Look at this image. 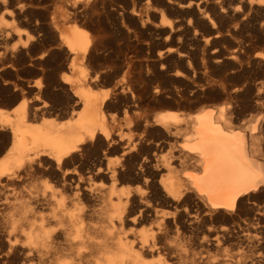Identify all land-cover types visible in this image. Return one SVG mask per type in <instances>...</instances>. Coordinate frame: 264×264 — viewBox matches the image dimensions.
<instances>
[{
	"label": "bare ground",
	"instance_id": "obj_1",
	"mask_svg": "<svg viewBox=\"0 0 264 264\" xmlns=\"http://www.w3.org/2000/svg\"><path fill=\"white\" fill-rule=\"evenodd\" d=\"M158 4L130 17L161 48L103 65L109 0H0V72L38 76L0 89V264H264V0ZM192 62L220 103L165 108Z\"/></svg>",
	"mask_w": 264,
	"mask_h": 264
},
{
	"label": "rangeland",
	"instance_id": "obj_2",
	"mask_svg": "<svg viewBox=\"0 0 264 264\" xmlns=\"http://www.w3.org/2000/svg\"><path fill=\"white\" fill-rule=\"evenodd\" d=\"M110 2H111V6H110V8L108 9H103L101 12H100V14H99V17H98V19H97V21H93V22H88L87 24H86V28H87V25H88V28H91V29H87V30H89V31H93V33L94 32H96V34H97V36H98V38L99 37H101V38H99V40L101 41L100 43H101V45L103 44V46H104V48L106 49H102L100 52L99 51H96V52H93V54H92V57L93 58H95V60H98V62H100V63H103V65H107V64H109L111 61L113 62V61H116V60H118V58H120V55H118L117 53H115V52H112V49L114 48V47H116L115 45H118V44H126V43H129V41H130V44H132V43H138L139 41H141L143 38H144V40H142L141 42L142 43H144L145 41H149V39H152L154 42H155V44L157 45V47H159L160 46V48H161V39L159 40V38H157V36H155L154 34H153V32L152 31H154V29H153V27L151 26L152 25V20H150V21H148V23L147 22H145L144 23V25L141 23L142 22V20L143 19H145V18H142V20H137L136 21V23H134L135 21L134 20H132L131 19V17H130V11L131 10H134V11H138V12H141L140 14L142 15V17H145V14H146V11L148 10V9H150V7H152L153 6V4L155 5V6H158L159 4L158 3H160V0H150V2L149 1H145V0H109ZM143 1V2H142ZM155 1V2H154ZM125 2V3H124ZM148 2V3H147ZM154 2V3H153ZM157 2V3H156ZM152 3V4H151ZM123 5H125L126 7H124ZM130 5V6H129ZM139 5V6H138ZM142 5V6H141ZM150 5V6H149ZM123 6V7H122ZM137 6H138V8H137ZM142 7V8H141ZM115 8V9H114ZM118 8V9H117ZM113 11H112V10ZM117 9V11H115ZM127 9V10H126ZM137 9V10H136ZM139 9H140V11H139ZM110 10V11H109ZM123 10V11H122ZM142 10V11H141ZM107 11V12H106ZM126 11V12H125ZM128 11V12H127ZM170 11V12H169ZM107 13V15L105 14V13ZM112 12V13H111ZM115 13H116V15L117 16H115ZM119 13H120V15H119ZM169 13V14H168ZM175 13V14H174ZM103 14H105V15H103ZM111 14V15H110ZM165 14H166V16H165ZM168 14V15H167ZM177 13L173 10V9H167V10H165L164 11V13H163V15H164V18L165 19H167V20H169V19H171L172 20V18H174L175 17V15H176ZM102 16V17H101ZM115 16V17H114ZM121 16H123V17H121ZM125 16V17H124ZM169 16V17H168ZM120 17V18H119ZM170 17H172V18H170ZM118 19V20H117ZM119 19H121L120 21H119ZM125 19V20H124ZM157 19L159 20L160 19V16L158 15L157 16ZM156 19V20H157ZM100 20L102 21V22H100ZM112 20H113V22H112ZM157 20V21H158ZM118 21V23L116 24V22ZM127 21V22H126ZM96 24H95V23ZM98 22V23H97ZM124 22V23H123ZM92 24H93V26H92ZM100 24V25H99ZM125 24V25H124ZM130 24H131V26H130ZM137 24L139 25V26H137ZM148 24V25H147ZM89 25H91V26H89ZM118 25H120V26H118ZM146 25V26H145ZM97 26H99V27H97ZM128 26V27H127ZM130 26V27H129ZM136 26H137V28H136ZM151 26V27H150ZM117 27V28H116ZM121 27V28H120ZM133 27V29L131 30V28ZM139 27V28H138ZM142 27V28H141ZM97 30H96V29ZM115 28V29H114ZM129 28V29H128ZM151 28V29H150ZM93 29V30H92ZM99 29V30H98ZM103 30V32H102V30ZM118 29V30H117ZM138 29V30H137ZM149 29V30H148ZM200 30L202 29V28H199ZM95 30V31H94ZM115 30L117 31V33L115 32ZM125 30H130V31H135L136 32V34H137V37H135V35H132V36H130L129 38H126V37H124V33H125ZM141 30V31H140ZM151 30V31H150ZM99 31V32H98ZM140 31V32H139ZM145 31V32H144ZM148 31V32H147ZM120 32V33H119ZM124 32V33H123ZM138 32H139V34H138ZM98 33H100V34H98ZM104 33V34H103ZM141 33V34H140ZM201 33H203V34H205L206 32L205 31H203V30H201ZM153 34V35H152ZM102 35V36H101ZM140 35V36H139ZM146 35V36H145ZM118 36V37H117ZM143 36V37H142ZM151 36V37H150ZM153 36V37H152ZM120 37H122V38H120ZM147 37V38H146ZM102 38H104V39H102ZM139 39L138 40V42H137V40L136 39ZM128 39H130V40H128ZM225 39V40H224ZM121 40V41H120ZM123 40V41H122ZM125 40V41H124ZM126 40H127V42H126ZM132 40H136V42H134V41H132ZM157 40H159V41H157ZM219 40H221V45L222 46H229L230 45V42H229V40L228 39H226V38H219ZM103 41L105 42V43H103ZM108 41V42H107ZM227 41V42H226ZM187 43H189L190 41H186ZM107 43V44H106ZM140 43V42H139ZM225 43V44H224ZM105 44V45H104ZM109 44H110V46H109ZM160 44V45H159ZM107 46H109L108 48H107ZM112 47V48H111ZM103 51V52H102ZM109 51V52H108ZM102 52V53H101ZM107 52V53H106ZM95 53V54H94ZM110 53H112V54H110ZM102 54V55H101ZM109 55V56H108ZM117 55V56H116ZM52 56V57H51ZM49 55V56H47V58H49L51 61L52 60H54V59H56L57 60V57H55V55ZM95 56V57H94ZM102 56V57H101ZM34 57H35V55H34ZM55 57V58H54ZM102 59H101V58ZM112 58V59H111ZM116 59V60H115ZM107 61V62H104V61ZM109 62V63H108ZM181 68H183L181 65H180V67H179V65H176V66H174L173 67V69H171L170 71L171 72H166V73H163V75L162 74H160L161 75V77H163V78H160V75H157L155 78H154V80L156 81V82H159V79H160V82H159V84L161 85V86H164V87H168V89L170 88V89H173V91L176 93V94H178V96H176V98H177V100L175 99L174 101H172L171 99L169 100L168 98H164V99H162V101H163V104L164 105H168L167 107L166 106H164L165 108H168V107H171V108H169V109H172V110H176V111H179V112H181V113H184V114H186V113H188V112H192V111H196V109H199V108H201L202 106H217L220 102L219 101H217L216 99H215V97H216V93H217V90H214L213 88L211 89V84L213 83V78H216V76H214L215 75V72L211 69V68H209V67H207V69H206V67H204V66H196L193 62L191 63V68H190V70L188 71V74H187V72L186 71H184V69L183 70H181ZM196 69V70H195ZM199 71H198V70ZM201 69H202V71H201ZM176 70H178V71H180L181 72V74H179L178 76H175L174 74H173V72H175ZM210 70V71H209ZM173 71V72H172ZM194 71V72H193ZM204 71V72H203ZM209 71V72H208ZM65 72V71H64ZM67 72V71H66ZM184 72V73H183ZM190 72V73H189ZM200 72V73H199ZM211 72V73H210ZM5 73V74H4ZM199 73V74H198ZM202 73V74H201ZM209 74V76H208V74ZM15 74V75H14ZM37 73H36V69H34L33 67H28V68H20V71L18 70V72L17 73H12V72H9V71H6V72H3V73H1L0 72V89H2V88H4L5 86H8L9 84V87L11 86H13V85H15V84H17L20 80H28V81H35L36 79H37V75H36ZM67 73H64V75H66ZM205 74H207V76L205 75ZM214 74V75H213ZM2 75V76H1ZM4 75V76H3ZM14 75V76H13ZM17 75V76H16ZM68 75V74H67ZM66 75V76H67ZM166 75V76H165ZM170 75V76H169ZM172 75V76H171ZM195 75V76H194ZM208 77V79L206 78L205 79V77ZM214 76V77H212V76ZM159 76V77H158ZM174 76V77H173ZM165 77V78H164ZM171 77V78H170ZM179 78V80H177L178 78ZM209 77H211V78H209ZM175 78H177V79H175ZM17 79H19V80H17ZM162 79V80H161ZM166 79V80H165ZM173 79H175V80H173ZM182 79V80H181ZM209 79H210V81H209ZM16 80V81H15ZM164 80V81H163ZM167 80H168V84H167ZM170 81H172V82H170ZM209 83H208V82ZM9 82H11V83H9ZM211 82V83H210ZM9 83V84H8ZM106 83V82H105ZM104 83V84H105ZM4 86H3V85ZM6 84V85H5ZM170 84H171V86H170ZM210 85V86H208V85ZM103 84L101 83V85H100V87L101 88H103L104 87V89H106V88H108L110 85L108 84V83H106L104 86H102ZM166 85H168V86H166ZM172 87V88H171ZM195 87V88H194ZM204 87V88H203ZM206 88V89H205ZM207 88H208V90H207ZM188 90V91H187ZM215 91V92H214ZM17 92V91H16ZM15 93V92H14ZM184 96H183V95ZM215 94V95H214ZM8 96L9 95H0V107L1 108H9L11 105L10 104H7V99H8ZM45 99V100H48V97H46V96H44V97H42V99ZM180 99V100H179ZM190 100V101H189ZM167 101V102H166ZM164 102H166V103H164ZM37 103H40L39 101L37 102ZM217 104V105H216ZM178 105V106H177ZM201 106V107H200ZM179 109V110H178ZM247 114H249V113H245L244 114V119H245V117L247 118V117H249V116H247ZM250 115V114H249ZM55 119L56 120H60V119H62V117L61 116H55ZM39 180L41 181H43L44 180V178L43 177H41V178H39Z\"/></svg>",
	"mask_w": 264,
	"mask_h": 264
}]
</instances>
